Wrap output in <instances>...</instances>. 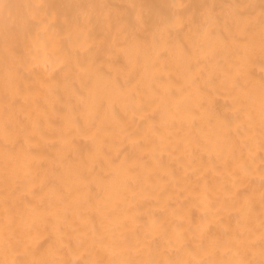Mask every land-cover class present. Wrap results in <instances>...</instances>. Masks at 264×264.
<instances>
[{
    "label": "bare ground",
    "instance_id": "obj_1",
    "mask_svg": "<svg viewBox=\"0 0 264 264\" xmlns=\"http://www.w3.org/2000/svg\"><path fill=\"white\" fill-rule=\"evenodd\" d=\"M0 264H264V0H0Z\"/></svg>",
    "mask_w": 264,
    "mask_h": 264
}]
</instances>
